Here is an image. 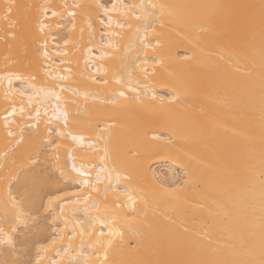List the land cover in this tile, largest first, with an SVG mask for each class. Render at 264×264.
<instances>
[{
    "label": "bare ground",
    "instance_id": "6f19581e",
    "mask_svg": "<svg viewBox=\"0 0 264 264\" xmlns=\"http://www.w3.org/2000/svg\"><path fill=\"white\" fill-rule=\"evenodd\" d=\"M260 4L0 0V264L259 261Z\"/></svg>",
    "mask_w": 264,
    "mask_h": 264
},
{
    "label": "snow or ice",
    "instance_id": "6c2138e0",
    "mask_svg": "<svg viewBox=\"0 0 264 264\" xmlns=\"http://www.w3.org/2000/svg\"><path fill=\"white\" fill-rule=\"evenodd\" d=\"M103 7V5H101ZM115 7V5H114ZM141 8H145V5H140ZM149 8H155L156 5H148ZM163 7V6H161ZM216 7H223L217 5ZM261 8V17H260V43L259 47L257 48L254 42V36L245 40V38L241 36H233L231 39L234 44V54L239 58H247L250 62L255 64V60L259 57V71H260V79H261V97H260V123H261V182L259 184V191L258 195L255 190V184L252 182L250 184V195L252 197L253 205L255 204L256 200L259 201V240H260V259L259 261L256 260H249L244 261L242 264H264V0H261L260 4ZM55 14V13H53ZM151 13H145V28L151 27V20L148 19L151 16ZM123 95V93H121ZM107 152V149H105ZM250 163H254V160L250 161ZM87 183V181H85ZM178 194V190H174ZM253 215H255V208L253 207ZM256 236L255 232L249 236V251H254L255 249V241ZM167 264H230L228 261H206V260H199V261H174V262H167Z\"/></svg>",
    "mask_w": 264,
    "mask_h": 264
}]
</instances>
